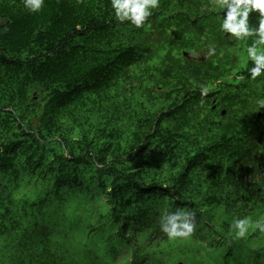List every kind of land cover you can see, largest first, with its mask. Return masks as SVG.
Returning <instances> with one entry per match:
<instances>
[{"label":"trees","instance_id":"1","mask_svg":"<svg viewBox=\"0 0 264 264\" xmlns=\"http://www.w3.org/2000/svg\"><path fill=\"white\" fill-rule=\"evenodd\" d=\"M224 15L212 0H160L137 29L111 0H44L36 13L0 0V236L92 182L131 222L193 213L197 231L229 240L223 258L245 252L244 239L264 247L254 226L264 222V78H249L255 37L225 39ZM140 61L148 100L119 101L120 76L130 83ZM245 217L238 239L231 225Z\"/></svg>","mask_w":264,"mask_h":264},{"label":"rangeland","instance_id":"2","mask_svg":"<svg viewBox=\"0 0 264 264\" xmlns=\"http://www.w3.org/2000/svg\"><path fill=\"white\" fill-rule=\"evenodd\" d=\"M191 54L195 59L205 56L203 52ZM153 58L158 59L157 54ZM149 67L143 61L136 63L130 83L120 76L119 101L130 94L148 100L145 70ZM154 216L131 222L120 210H111L106 195L92 182L86 183L67 189L47 208L21 214L19 227L0 236V264H264V247L249 250L244 239L245 252L223 258L229 240L222 235L208 238L198 227L187 238L165 239L160 229L162 215ZM215 247L222 253L213 252ZM188 253L195 257L187 259Z\"/></svg>","mask_w":264,"mask_h":264},{"label":"clouds","instance_id":"3","mask_svg":"<svg viewBox=\"0 0 264 264\" xmlns=\"http://www.w3.org/2000/svg\"><path fill=\"white\" fill-rule=\"evenodd\" d=\"M159 3L160 0H111V7L118 21H128L139 29L144 26L145 21L152 15V10L156 9ZM43 4L44 0H23L24 7L32 13L40 11ZM212 8L219 10L220 13L225 12L220 23V33L225 39L244 40L255 37L246 50L248 59L254 65L248 69L249 78L251 80L264 78V0H212ZM253 12L259 13L256 26H250V13ZM225 34L230 35L226 37ZM183 52L187 51L181 53ZM215 53V45L210 46L208 55L212 56ZM192 59L195 58L191 56ZM208 92V87L201 89L202 96H206ZM259 103L264 106V100ZM194 219L191 212L183 210L169 212L161 216L160 229L169 239L187 238L194 231ZM250 226L251 222L245 217L235 219L231 228L239 239L246 236ZM254 226L264 232V222L257 221Z\"/></svg>","mask_w":264,"mask_h":264},{"label":"water","instance_id":"4","mask_svg":"<svg viewBox=\"0 0 264 264\" xmlns=\"http://www.w3.org/2000/svg\"><path fill=\"white\" fill-rule=\"evenodd\" d=\"M182 55L187 59V60H191V56L189 55V53L187 52H183ZM214 103V102H213ZM226 113V110L225 109H222L220 114L221 116H224ZM260 116V113L258 114V117Z\"/></svg>","mask_w":264,"mask_h":264}]
</instances>
